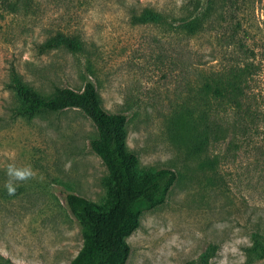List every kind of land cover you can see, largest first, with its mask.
Wrapping results in <instances>:
<instances>
[{
    "label": "rangeland",
    "instance_id": "rangeland-1",
    "mask_svg": "<svg viewBox=\"0 0 264 264\" xmlns=\"http://www.w3.org/2000/svg\"><path fill=\"white\" fill-rule=\"evenodd\" d=\"M206 4L0 0V264H70L82 238L65 195L101 203L107 174L89 146L90 120L76 109L24 113L13 73L42 94L92 81L105 110L127 116L126 145L139 169L177 173L165 202L144 211L126 238V264H264L251 250L254 238L264 242V0H216L208 29L193 38L174 28ZM144 9L164 22L133 23ZM57 32L78 37L82 51H41ZM227 43H242L244 56ZM237 56L252 65L247 102L255 114L245 129L233 128L232 113L218 119L216 103L208 104L212 140L192 153L176 120L193 109L182 119L193 131L202 77ZM220 128L227 132L217 139ZM9 164L35 173L15 182L14 196L5 188Z\"/></svg>",
    "mask_w": 264,
    "mask_h": 264
},
{
    "label": "trees",
    "instance_id": "trees-1",
    "mask_svg": "<svg viewBox=\"0 0 264 264\" xmlns=\"http://www.w3.org/2000/svg\"><path fill=\"white\" fill-rule=\"evenodd\" d=\"M216 0H207L205 8L198 15L182 20L174 28L193 38L200 31L207 30L205 21L214 9ZM135 24H162L164 19L159 12L144 9L133 15ZM172 27V24H169ZM212 26L210 27V30ZM238 45L243 56L245 48ZM41 51L63 48L72 53L83 49L82 42L75 35L57 32L48 37L39 46ZM252 65L245 63L243 57L232 59L226 65L211 69L196 88L193 100L200 103L198 129L195 122L193 131L187 129L184 116L193 118V109H184L182 119H177L178 129L185 128L183 136L190 142L192 153L200 152L210 143L211 132L207 123L208 104L216 103L214 114L221 118L224 113H232L233 128L246 126L255 111L247 102L248 78ZM12 85L22 101V111L30 116L41 112L58 113L69 109L80 111L90 120L96 131V137L89 142L91 151L96 154L106 168L104 179L105 198L96 203L83 196L67 193L65 204L80 228L82 246L70 264H126L130 246L126 242L139 226L144 211L162 205L177 180V173L169 168L141 170L137 155L126 145L127 116L122 113H110L102 105V99L96 85L87 80L81 90L69 87L56 88L51 94H42L13 73ZM180 116V115H179ZM201 124V127H200ZM226 129L220 128L217 139L224 138ZM252 252L264 257V242L254 238Z\"/></svg>",
    "mask_w": 264,
    "mask_h": 264
},
{
    "label": "clouds",
    "instance_id": "clouds-1",
    "mask_svg": "<svg viewBox=\"0 0 264 264\" xmlns=\"http://www.w3.org/2000/svg\"><path fill=\"white\" fill-rule=\"evenodd\" d=\"M6 175L8 180L5 183V188L9 196L16 194L15 182H23L32 179L35 175L31 166L17 167L15 164H9Z\"/></svg>",
    "mask_w": 264,
    "mask_h": 264
}]
</instances>
